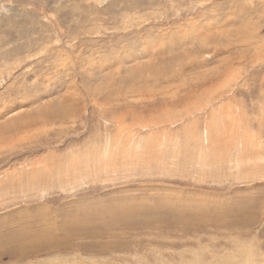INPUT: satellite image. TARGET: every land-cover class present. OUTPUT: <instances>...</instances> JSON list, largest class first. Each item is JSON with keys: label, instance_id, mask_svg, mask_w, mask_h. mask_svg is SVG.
Masks as SVG:
<instances>
[{"label": "rangeland", "instance_id": "1", "mask_svg": "<svg viewBox=\"0 0 264 264\" xmlns=\"http://www.w3.org/2000/svg\"><path fill=\"white\" fill-rule=\"evenodd\" d=\"M0 264H264V0H0Z\"/></svg>", "mask_w": 264, "mask_h": 264}, {"label": "bare ground", "instance_id": "2", "mask_svg": "<svg viewBox=\"0 0 264 264\" xmlns=\"http://www.w3.org/2000/svg\"><path fill=\"white\" fill-rule=\"evenodd\" d=\"M2 245V244H1Z\"/></svg>", "mask_w": 264, "mask_h": 264}]
</instances>
